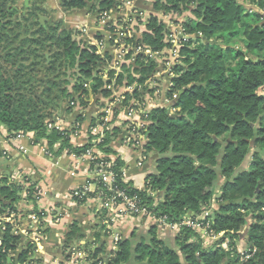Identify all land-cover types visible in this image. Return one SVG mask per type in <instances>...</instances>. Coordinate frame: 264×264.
<instances>
[{
  "label": "trees",
  "instance_id": "1",
  "mask_svg": "<svg viewBox=\"0 0 264 264\" xmlns=\"http://www.w3.org/2000/svg\"><path fill=\"white\" fill-rule=\"evenodd\" d=\"M125 1L62 0V6L66 11L90 9L101 19L122 8ZM249 2L260 10L247 8ZM39 4L32 0L18 15V8L0 0V125L13 138L33 135L35 143L45 142L52 157L64 152L83 156L95 146L104 157L96 154L92 170L113 161L116 186L137 198L139 206L156 218L175 224L210 210L211 229L224 233L207 248L195 230L184 227L172 247L159 238V226L154 224L147 238H123L109 264H264V95L259 94L264 89V0H155L153 9L158 13H190L194 20L182 26L195 37L182 48L181 63L173 69V87L166 98L174 104L157 107L145 117L144 152L156 153L157 160L144 190L124 181L125 163L110 147L119 130H105L99 144L92 138L88 145L75 147L71 138L78 128L62 131L49 125L54 126L62 102L67 101L72 109L78 101L86 105L89 95L110 97L106 85L119 88L127 80V86L147 89L158 63L141 54L132 72L126 64L120 71L112 70L110 54L100 55L96 47L76 41L60 22L42 24L40 15L46 12ZM168 34V26L152 14L141 39H128L126 44L132 48L144 45L158 53L169 48ZM238 43L244 49L236 48ZM133 53L131 50L126 59ZM70 71H74L73 83ZM87 82L91 85L85 88ZM140 96L138 90L132 97L127 95L124 105ZM248 159L249 166L242 169ZM222 180L221 194L216 196ZM93 183L105 189L98 179ZM37 190V184L29 181L0 178V217L17 214L15 204L23 194L36 201ZM89 196L74 199L82 204ZM252 218L255 221L250 224ZM249 226L247 243L257 253L244 261L234 239ZM20 241L13 224L0 221V264H9ZM32 252L30 245L19 254L18 264H35ZM97 256L90 254L89 259L93 257L97 264Z\"/></svg>",
  "mask_w": 264,
  "mask_h": 264
},
{
  "label": "crops",
  "instance_id": "2",
  "mask_svg": "<svg viewBox=\"0 0 264 264\" xmlns=\"http://www.w3.org/2000/svg\"><path fill=\"white\" fill-rule=\"evenodd\" d=\"M39 2L46 13L52 9L60 10L65 18L68 17L76 22L74 27L81 33V37L78 35L77 40L74 38L76 41H83L90 46L100 41L104 42L105 52L110 54L113 61L117 59L111 32L90 9L69 12L63 8L62 0H39ZM128 4L130 5V2ZM122 10L120 8L116 12ZM152 10L153 12H150L148 16L155 15L154 9ZM61 20L63 19L60 18L59 21L62 22ZM144 31L145 27L141 30V35ZM165 68H159L160 75L154 81V86L147 87L151 94L161 99L157 102L159 104L155 105L154 102L153 105L149 104L143 95L138 99L146 106L148 112L163 105V99L166 98L172 83L173 77L164 71ZM164 76H167V80ZM123 86L117 89V93L124 92ZM109 100L110 97L107 98L98 93L89 95L84 106L78 101L71 109L67 101L62 102L54 125L62 131L78 128L77 133L71 138L72 144L75 147L86 146L92 138L95 141L99 133L104 132V129L100 128V123ZM127 122L125 110L117 111L112 123L108 124L109 129L105 130L109 132L114 129L119 130V134L114 137L110 147L125 163L124 181L144 190L149 176L156 171L157 155L154 152H144L146 141L142 145L133 140L134 136L129 131ZM93 128H97L98 134L93 133ZM34 141L33 135L13 138L7 128L0 125V178H8L16 183L29 181L37 184L44 192L43 197L36 201L27 200L23 194L22 199L15 204L18 213L12 214L11 218L21 241L17 252L8 258V263L18 264L19 254L31 245L33 246L31 260L35 264L66 263L70 246H77L91 255L98 253L97 260L109 264L117 249H115L113 237L106 233V225L100 216L102 204L95 194L97 185L93 183L97 176L92 170L89 158L84 155L75 157L66 152L58 157H52L46 151L45 142L35 143ZM86 187L89 188V194L92 196H89L85 203L80 204L72 198L71 194ZM39 214H43L44 217L41 218ZM154 224V220L150 218H127L119 225L118 231L123 238H130L133 235H137L138 238H147ZM177 233L178 231L158 228L159 238L172 247L175 246ZM40 235L45 236V240L37 243L36 239ZM92 259L96 261L93 257ZM81 264H94V262L87 260Z\"/></svg>",
  "mask_w": 264,
  "mask_h": 264
},
{
  "label": "built area",
  "instance_id": "3",
  "mask_svg": "<svg viewBox=\"0 0 264 264\" xmlns=\"http://www.w3.org/2000/svg\"><path fill=\"white\" fill-rule=\"evenodd\" d=\"M102 23L106 25L109 32H111V38L113 42V47L118 53V50L121 49L125 54H128L131 50L136 53V55H144L153 58L154 60H157L158 58H161L162 56H166V66L169 69L168 75L170 77H174L173 69L176 65L181 63V50L189 42L191 39V35L186 32V30L183 28V26H177L176 28L172 26H168L169 34L166 38V42L169 44V48L165 49L162 52L158 53H152L147 47L144 45H140L137 47H131L126 44V40L135 38L134 31L129 28L127 25H117L112 19H111V13L110 14H104L102 18L100 19ZM130 21V20H129ZM132 21V19H131ZM145 22H143V25L145 27ZM97 48V53L100 55H105V44L104 42H98L94 45H92ZM120 51V52H122ZM134 53V54H135ZM118 59V57H117ZM112 60L111 63V69L112 65L114 64V69L120 71L121 64H118L120 62L119 60ZM104 80H108V76H103ZM157 78V77H156ZM91 85L90 82H87L84 87L88 88ZM173 87V84H170L169 90ZM106 89L112 92V95L110 96V100L108 102L107 107L105 108L103 115L101 117V123L100 128L102 130L109 129L108 124L112 123L113 118L116 116L117 111L125 110V117L127 119L128 123V129L131 132L132 136H134L133 140L137 141L138 144H142L146 141L147 136L144 134L147 129L148 122L145 120V117L148 113L146 106L142 104L139 100L133 98L130 100L127 106H124V101L126 100V96L130 95L133 96L134 92L136 90H142V87L139 85H133V86H123L124 92L122 94L117 93V89L113 85H106ZM125 93H127L125 95ZM159 93V92H158ZM173 99H177V95H173ZM165 104L163 105H170L174 104L171 103V99L165 98L164 99ZM74 105V103H72ZM175 111V110H172ZM50 128L55 127V125H49ZM93 133H97V128L92 129ZM99 133V137L97 140L93 141L95 144H99L104 135L103 133ZM98 134V133H97ZM99 155V158H103L104 156L97 150L95 146H93L90 150L87 151V153L84 156H87L90 160V162L97 159V155ZM75 156V155H73ZM77 157V156H75ZM114 159V157H111ZM113 161L100 164L97 167V170L95 171L97 179L99 182L103 184V187L105 189L101 190L99 188L96 189L95 194L98 196V198L101 200V210H100V216L102 218V222L106 225V233L113 237L115 249L118 248V244L123 239V236L120 231H118L119 225L122 223L124 219L127 218H136L134 217V214H137L138 217H144V218H150L154 220L155 224H157L160 229H168V230H174V231H180V229L186 227L190 228L198 232L204 233V235L207 237L209 241L206 240L205 247L212 246L213 241H218L224 233L217 234L211 229V220L210 218V211L205 210V213L203 215H200L198 218H193L191 216L185 217L184 220L180 223L171 224L169 223L166 218H156L152 213H150L146 208L139 206L140 201L135 197H130L127 195V193L121 189H119L116 186V173L112 169ZM26 186H28V183H25ZM90 193V190L88 187H86L83 190H77L71 194L72 198H83L87 194ZM44 192L43 190L38 186V190L35 194V197L37 200L41 199L43 197ZM13 216V215H12ZM1 222H7L12 224V218L11 216L8 218H2L0 217ZM45 240V236L40 235L37 237L36 242L40 243ZM257 253V249L253 248L252 251L247 252L242 259L244 261H248L251 258H253ZM90 258V254L77 247V246H70L67 252V262L64 264H81V262L90 260L91 262H95L92 258ZM97 264H108L107 262H104L102 260H99Z\"/></svg>",
  "mask_w": 264,
  "mask_h": 264
},
{
  "label": "rangeland",
  "instance_id": "4",
  "mask_svg": "<svg viewBox=\"0 0 264 264\" xmlns=\"http://www.w3.org/2000/svg\"><path fill=\"white\" fill-rule=\"evenodd\" d=\"M2 1V0H1ZM4 1V0H3ZM130 2V5L128 4ZM155 0H126L124 2V5L122 6L121 9H123L122 11H119L118 13L116 11H113L111 14V19L117 24V25H126L131 28L135 33V40H140V36H141V30L143 29L144 25L143 22L148 20V15L150 12H153V4H154ZM9 4H12V6L18 8L19 14H22L25 10H24V6L25 5V0H8ZM41 5V4H39ZM129 6L126 8V6ZM91 6V5H90ZM29 7V4L28 6ZM247 8H255L257 10H260L258 7L254 6L251 2L246 4ZM91 11V10H90ZM155 11V10H154ZM69 12H73V11H69ZM74 12H78V11H74ZM155 15H159L161 20L168 26H172L174 28H176L177 26H182L184 25L186 22H188L189 20H194V17L190 14V13H184L182 15H178V14H167L164 15L163 13H158V12H154ZM94 15V14H93ZM41 23L45 24V23H57L60 22L59 19H63L61 20L62 22L61 25L62 27H65L68 30H71L73 32V37L77 40L78 35L79 37H81V33L79 31H77L75 29V21L67 18H65L63 16V14L61 13L60 10H56V9H52L50 11H48L45 14H41ZM132 19V21H131ZM130 20V21H129ZM65 21V22H64ZM75 22V23H74ZM33 29V28H32ZM80 33V34H79ZM191 37H195L194 35H191ZM21 38V37H20ZM20 40V39H19ZM19 40L16 41L15 45L18 46ZM83 42V41H82ZM205 42V40H204ZM212 42V41H211ZM216 44H219L221 46H223L224 48H231V46H228L227 44H224L221 41H217ZM114 48V47H113ZM236 48H243V44L242 43H238ZM122 49V48H121ZM121 49L118 50L117 57L119 60V58L121 59L120 62L118 64H126L128 66L131 67L132 70H130V72H132L135 68L134 63L136 62L135 59L137 57L136 53L132 55V57L130 59H126V55L125 52H123ZM122 51V52H120ZM117 52V51H116ZM166 56H162L161 58H158L157 60H155L158 63V68H157V72L154 73V75L152 76V78L147 82V84L145 85V87L147 86L149 88V86H154V81L156 80V77H159L160 72L158 71L159 68L161 69L162 67H166L164 69V71H169V69H167L168 67L166 66ZM1 64H3V60L1 62ZM73 72L74 71H70V77L69 80L71 81V83H73L75 81V78L73 77ZM128 74V72H127ZM45 76L44 73H42L41 77L43 78ZM167 76H164V78L167 80L166 78ZM127 80H125V84H126ZM125 86V85H124ZM145 89L142 87V90H139L140 94L145 96L147 98V102L149 104L153 105V102L155 103V105L159 104L157 102H160L161 99H159V97L155 94H151L149 89ZM260 95H264V89H261L259 91ZM167 97V95H166ZM165 99V98H164ZM163 99V101H164ZM165 104V102H163ZM250 159H248V163H246L242 169H247V167L249 166V161ZM224 183V180H222L219 185L217 186L216 189V196H219L221 194V190H222V184ZM217 205V203L215 202V204L213 205V208H215ZM210 211V210H209ZM213 211H210V217L212 216ZM255 221L254 218H252L250 220V224ZM250 230V226L249 227H244L240 233H239V237L234 239V243L236 245L237 251L239 253V255H241L240 257H243L247 252H250L253 250L252 247H250V245L247 243L248 242V232ZM199 237L201 238V240L203 241V245L205 247V242L206 240L209 241L207 239V237L204 235V233L202 232H198ZM217 241H213L212 244H214ZM228 244V242H227ZM227 244L224 245V247L227 248ZM243 260V259H242Z\"/></svg>",
  "mask_w": 264,
  "mask_h": 264
},
{
  "label": "water",
  "instance_id": "5",
  "mask_svg": "<svg viewBox=\"0 0 264 264\" xmlns=\"http://www.w3.org/2000/svg\"><path fill=\"white\" fill-rule=\"evenodd\" d=\"M30 0H25V5L28 6ZM42 22V21H41Z\"/></svg>",
  "mask_w": 264,
  "mask_h": 264
}]
</instances>
